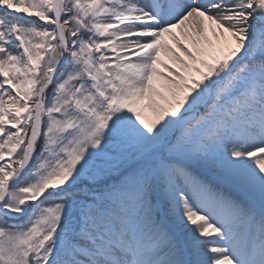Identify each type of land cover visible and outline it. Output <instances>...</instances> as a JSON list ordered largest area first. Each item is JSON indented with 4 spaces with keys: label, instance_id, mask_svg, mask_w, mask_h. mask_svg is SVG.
<instances>
[{
    "label": "snow or ice",
    "instance_id": "snow-or-ice-1",
    "mask_svg": "<svg viewBox=\"0 0 264 264\" xmlns=\"http://www.w3.org/2000/svg\"><path fill=\"white\" fill-rule=\"evenodd\" d=\"M0 264H264V0H0Z\"/></svg>",
    "mask_w": 264,
    "mask_h": 264
}]
</instances>
